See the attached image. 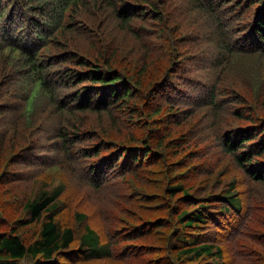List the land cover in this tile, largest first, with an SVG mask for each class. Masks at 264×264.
Masks as SVG:
<instances>
[{
  "label": "trees",
  "instance_id": "obj_1",
  "mask_svg": "<svg viewBox=\"0 0 264 264\" xmlns=\"http://www.w3.org/2000/svg\"><path fill=\"white\" fill-rule=\"evenodd\" d=\"M167 1L160 4L158 0H0V128H16L18 117L32 122L38 108L49 109L48 116L40 118L38 113L41 122L25 134L29 144L13 155L21 160L20 166H27L33 175L30 179L43 171L57 173L64 169L101 197L112 182L126 183L127 175L138 178V173L161 161L164 174L156 186L163 189V210L167 209V216H155L126 227L114 228L111 224L108 229L92 227L85 214L79 213L77 218L84 227L78 236L68 220L63 223L58 219L65 190L61 183L51 193L43 191L24 203L29 222L41 224L34 240L25 243L16 227L0 231V264H19L26 258L31 264H71L76 252L89 261L144 264L143 257L163 248L160 244L164 240L171 242V249L177 254L170 264H225L224 257L230 258L227 244L243 234L251 215V187L242 191L234 181L224 189L217 188V177L211 175L210 167L202 165L198 169L184 158L188 154L189 158L197 157V149L195 156L188 151L171 162L170 152L178 154L186 147L182 140L190 142L185 134L179 137L172 130L200 110L210 112L211 118L220 122L225 112L247 118L244 125L216 124L213 145L223 152L222 158L235 161L237 169L246 173L245 178L264 182V118L256 119L253 111L244 113L239 109L241 98L231 91L238 82L241 86L247 84L248 75L253 77V86L263 88L254 71L247 75L250 66L245 60L264 55V0H187L184 11L175 6L176 13L186 12L196 21L191 22L184 15L187 28L173 41L169 72L153 84L145 79L146 86L150 84L148 90L141 88L145 68L132 83L133 77L113 67L108 62L110 56L106 57L104 52L97 51L98 56L91 60L67 45L72 39L70 34L96 30V18L91 11L103 12L101 7L135 33L155 32L156 21L164 31L170 18L166 10L171 3ZM255 3L261 6L253 19H248L244 15ZM167 33L163 38L174 36L172 31ZM71 59H75V66L69 64ZM114 109L128 114V126L142 129L140 135H128L122 142L110 140L104 134L98 137L84 122L77 120L75 124L65 117ZM202 135L201 130L192 135L195 144L211 141L212 138L204 139ZM187 170L205 181L196 187L192 185L193 192L191 185L182 182ZM173 172L179 177L171 181L169 176ZM18 173L10 168L6 178L2 174L1 179L12 180L9 178ZM123 188L127 194L121 196L132 202L137 196L135 189L130 190L129 184ZM176 196L177 202H173ZM112 205L116 207L114 201ZM183 205L186 209L181 208ZM120 211L114 216L116 220H120ZM169 215L175 217V223L168 220ZM110 217V212H103L104 219ZM262 231L259 240L264 246ZM151 232L160 236L158 246L145 244ZM136 240L143 244L132 243ZM251 253L257 264H264V249L255 248ZM166 259L167 256L163 257L159 264L166 263Z\"/></svg>",
  "mask_w": 264,
  "mask_h": 264
},
{
  "label": "rangeland",
  "instance_id": "obj_2",
  "mask_svg": "<svg viewBox=\"0 0 264 264\" xmlns=\"http://www.w3.org/2000/svg\"><path fill=\"white\" fill-rule=\"evenodd\" d=\"M159 3H162V0ZM91 2V1H88ZM167 2L171 3L166 12L170 15L168 20L167 28L163 31L162 27L159 25V21L155 23V32L148 33L147 31L135 33V30L126 28L121 25L117 20H114L110 16V11L101 7L102 11L98 9H92L91 13L96 18L93 25L96 30L94 32L85 34L86 32L82 31L81 33H72L70 34V39L67 43L73 49H78L79 53L85 58H90L91 60L95 59L98 54L105 53L106 57L110 56L109 63H112L113 67L120 69V71L127 77H133L131 79L132 83L135 82V77H138L141 74V68H145L146 71L142 74V85L141 88H146L148 90L147 82L145 79H150L151 84L156 80H159L161 77L166 76L169 72V65L171 62L172 54L171 49L173 46V41L176 38H180L186 30L185 24V14L191 22H195L196 18L193 15L176 13L175 6L183 9L187 0H168ZM261 3H255L251 7V10L247 12L244 16L248 19H253L255 12L258 11ZM179 23V24H178ZM136 24V21L134 22ZM125 27V29L121 28ZM135 27V26H134ZM145 27H148L145 25ZM160 30L161 32L157 31ZM172 31L174 36L169 35L167 39L163 38ZM144 35V36H140ZM170 38V39H169ZM180 49L181 45L178 46ZM98 51V54H95ZM176 57V56H175ZM75 59H71V67L75 66ZM177 60V57L174 58ZM172 63V62H171ZM247 66H250L247 75L251 72H255L258 76V79L262 81L263 88L259 89L256 86L252 85L253 77L248 75L247 84H242L238 82L237 86L231 91H234L236 95H239L241 102L238 104L239 109L244 113L253 111V115L256 119L264 118V55H254L248 57L245 60ZM243 64V63H241ZM67 65V64H66ZM75 69V68H74ZM233 85V84H232ZM235 107V106H232ZM49 109L45 108L36 112L34 119L30 122L27 119L18 117L19 125L16 128L5 125L0 128V231H9L11 228L16 227L18 233L25 243H29L34 240L40 229L41 224L38 222H29V215L25 212L24 203L25 201H31L35 198L38 193L46 191L51 193L58 185L61 183L65 184V190L63 191L61 198L62 199V208L59 212L58 219L63 223H66L68 220L69 224L75 229L76 235L83 231L84 223L77 218L79 213H84L86 220L89 225L94 228H105L108 229L111 224L118 227H126L130 224L139 225L145 222L148 219H153L155 216L166 215L165 207L166 201H162V190L156 186V182L159 179H162V162L156 161L153 165L147 167L145 170L137 174L138 178L135 176L127 175L126 183L112 182V187L108 190H104L101 193V197L94 194L88 187L84 184L79 183L76 178L71 176L64 169L53 170L52 172L43 171L40 174L35 175V178L30 179L33 175H30V171H27L26 167L20 166L18 163L19 160L13 157L14 154L18 153L20 148L27 146L30 142L29 136H25L27 133H31L34 130V126L41 122V117L48 116L46 115ZM38 113L40 118H38ZM43 114V115H42ZM210 112L206 110L199 111L192 116L189 121H183V125L179 128L172 130L175 135H182L190 139L182 140V145L186 146L178 154H172L170 152L171 162L179 159L186 152L198 150V156L189 158L188 154L185 159H188V162L197 166L198 169H202V165L207 168L210 167L211 175L217 177V188L224 189L226 186L231 185L230 183L236 182V185H240L242 191L249 188L250 195L252 196V206L251 215L248 220L246 229H243V234L227 244L228 253L230 258L226 260L224 257L225 264H257L254 254L251 253L253 249H264L263 243L259 240V237L263 234L264 229V182H256L248 180L245 178V173H241L237 169V164L230 157L222 158V151L216 145H213V132L215 133V125L219 124L222 127L226 125H244L248 120L247 118H238L233 114L228 112L224 113L223 122L214 120L211 118ZM66 118L72 119L73 123L76 124L77 120L84 122V126H89L92 131H96L98 134H104L105 137L110 140H115L122 142V140L128 135H140L139 127H129L128 124V114L122 112L119 113V110H111L109 112H90L86 111L84 113H73L71 115H65ZM80 117V119H78ZM226 120H228L226 122ZM16 121H18L16 119ZM21 124V125H20ZM236 124V126H237ZM199 130L203 131L202 137L204 139H211V141H198L195 144L194 137L195 133ZM144 131V130H143ZM98 137H101L98 135ZM180 137V136H179ZM178 137V138H179ZM182 138V136H181ZM187 139V140H188ZM96 142H100V139H95ZM101 143V142H100ZM175 155V156H174ZM174 156V157H173ZM264 160V155L262 156ZM17 162V163H16ZM16 163V164H14ZM68 167V166H67ZM66 167V168H67ZM15 169V172H19L17 177L8 179H1L2 174L5 177L6 170ZM34 172V168H31ZM187 171H190L187 173ZM184 174L182 182L185 185H191L190 192H193L194 187L197 186V183H203V178L200 175L193 176L191 170H187ZM25 173V176H19V174ZM178 173L173 172L169 179L174 181L179 176H176ZM163 178L165 176L163 175ZM121 179V178H120ZM119 179V180H120ZM118 180V181H119ZM214 183V184H215ZM126 185H130L131 189H135V194L137 195L135 199L128 203L126 198L121 193L127 194L126 190L123 188ZM117 185V187H116ZM194 185V187L192 186ZM130 191H128L129 194ZM252 192V193H251ZM132 195V193L130 192ZM177 196L172 199L173 202H177ZM113 201L116 203V207H113ZM184 208V205L181 206ZM120 209H123L124 212H121ZM108 211L111 213L112 217L108 220L103 218V212ZM120 211V220H116L114 216ZM165 213V214H164ZM16 220H23L22 223H17ZM168 220L172 223H175V217L169 215ZM131 225V226H132ZM117 227V228H118ZM129 228V227H127ZM155 230V229H154ZM168 231V229H167ZM157 234L149 235L145 241V244H148L152 247L159 245V238ZM135 244H143L136 240ZM171 242H166L164 240L160 245L163 248H159L153 254H150L149 257H143L144 264H159L161 259L167 256L166 263L163 261L162 264H170L176 259L175 253L172 251ZM170 256V257H169ZM260 256V255H259ZM81 254L76 252V257L71 264H118L111 260H100V261H89L87 259L80 258ZM151 258H154L152 261ZM32 261L28 258L19 262V264H31ZM122 264H137L135 262H127ZM182 264H191V262H182Z\"/></svg>",
  "mask_w": 264,
  "mask_h": 264
},
{
  "label": "bare ground",
  "instance_id": "obj_3",
  "mask_svg": "<svg viewBox=\"0 0 264 264\" xmlns=\"http://www.w3.org/2000/svg\"><path fill=\"white\" fill-rule=\"evenodd\" d=\"M212 24V23H211ZM215 24V23H214ZM213 26V25H212ZM158 100V99H157ZM151 102V101H150ZM152 103V102H151ZM27 160V159H26ZM31 160V159H30ZM19 161H21V160H19ZM19 163V162H18ZM19 164H21V163H19ZM23 164V163H22ZM27 167V166H26ZM242 173V172H241ZM246 174V173H245ZM208 183V182H207ZM181 240V239H180ZM179 243V242H178Z\"/></svg>",
  "mask_w": 264,
  "mask_h": 264
}]
</instances>
